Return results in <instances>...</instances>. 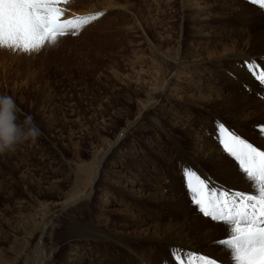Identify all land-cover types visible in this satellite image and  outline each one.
<instances>
[{
    "label": "rangeland",
    "instance_id": "374dc122",
    "mask_svg": "<svg viewBox=\"0 0 264 264\" xmlns=\"http://www.w3.org/2000/svg\"><path fill=\"white\" fill-rule=\"evenodd\" d=\"M195 2L68 0L64 18L96 17L77 35L31 54L0 49V93L12 95L20 115H31L41 131L34 143L0 156V264H116L106 235L95 234L110 214L115 218L112 209L129 210L138 194L112 188L129 182L139 193L158 189L155 198L178 196L171 185L181 178L174 141L184 134L175 114L205 130L223 108L206 97L224 57L208 56L206 8L191 17L187 3ZM180 101L187 114L178 110ZM182 145L195 154L197 144ZM58 172L64 183L51 179ZM85 175L95 178L98 189L88 182L82 201L52 210L78 191ZM166 179L165 188L151 185ZM122 222L116 231L133 230ZM166 222L167 231L178 226L176 218ZM69 225L75 235L67 234ZM183 241L190 248L203 245L196 236Z\"/></svg>",
    "mask_w": 264,
    "mask_h": 264
},
{
    "label": "bare ground",
    "instance_id": "6f19581e",
    "mask_svg": "<svg viewBox=\"0 0 264 264\" xmlns=\"http://www.w3.org/2000/svg\"><path fill=\"white\" fill-rule=\"evenodd\" d=\"M187 5L192 6H188L191 9V17L195 9L206 8L205 42L208 45V56L212 58L224 57V61L218 66V74L212 73V87L208 89L211 94L206 97L212 96L213 100L219 101L223 108L221 116L213 117L211 124L205 130L191 127L189 123L179 119L180 114H175V126H178L177 129L184 134L185 138L180 137L174 141L177 165L178 161L191 163L205 179L217 187L226 186L230 189L250 191V185L247 182L235 176L227 175L224 162L215 159L216 149L219 145L215 139L214 122L220 120L226 128L235 131L253 146L264 151V142L259 140V137L264 136V133H260L256 127L264 125V99L261 98L264 96V87L260 86L243 67L246 59H255L258 64L264 67V60L261 59L264 56V17L252 12L250 6L243 0H196L195 3H187ZM186 54L188 53L181 55ZM158 100L160 99H157L156 103ZM176 106L182 113H188L181 101ZM184 141L197 144L194 155L190 156L185 150L182 145ZM200 149L202 155L197 153ZM178 167L181 172V167L179 165ZM59 176L61 175L58 172V175H54L51 179L64 183V178L60 179ZM88 182H91L93 190L94 188L98 189L95 178L85 175L79 181L78 191L63 197V201L54 203L52 210L59 205L63 208H71L72 205L82 201L87 196L85 186ZM92 182L95 184L93 185ZM43 184L44 182L40 181L37 183L40 188ZM117 185L112 188L116 193L120 190L122 194L134 192L138 195L132 198V201L123 200L122 197L120 201H128L126 206L129 207V210L120 209L117 207V205L121 206L120 202H116L113 206L117 208L111 211L115 214V218L111 217L112 214H110L109 224L106 225V223L104 229L100 231L98 229L101 227H97L98 231L95 235L98 234L101 237L106 235V239L115 249L116 255L112 260L113 262L119 264L120 259L118 258L125 256L123 257L124 262L120 264H135L136 261L138 264L141 262L143 264H164L165 261L168 264H175L170 256V249L175 247L212 256L218 259L220 264H231L230 252L213 243L215 240L226 238V227L222 223L209 220V223H214L216 226L212 229H206L201 220L208 218L193 215L194 206L190 204L187 191L182 183V176L177 183H171V185H175V191L178 193L174 199L153 197L158 191L154 188L150 192L139 193V190H134L129 182H122ZM151 185L165 188L167 187V179L152 181ZM164 207L166 208L163 213ZM116 218L123 219V222ZM168 218L177 219L178 226L175 229L166 230ZM38 220L41 227L44 215L43 217L41 215ZM118 222H122L124 226H127L126 228L130 227L133 230L116 231L115 226L118 225ZM74 230L75 228L71 225L66 229L67 234L75 235ZM81 235L80 237H85ZM59 236L64 240L66 235L63 231ZM173 236L182 237V241H173ZM192 236L201 239L203 245L196 248L186 246L183 240ZM70 238H72L71 235ZM66 240L70 242L68 237ZM145 245H150V247Z\"/></svg>",
    "mask_w": 264,
    "mask_h": 264
},
{
    "label": "snow or ice",
    "instance_id": "6c2138e0",
    "mask_svg": "<svg viewBox=\"0 0 264 264\" xmlns=\"http://www.w3.org/2000/svg\"><path fill=\"white\" fill-rule=\"evenodd\" d=\"M67 3L68 0H0V49L24 54L39 52L44 47L55 46L60 37L69 33L77 35L83 25L96 18H64ZM246 3L252 12L264 17V0H246ZM243 67L264 87V67L255 59H246ZM214 127L219 145L215 159L224 162L227 175L244 180L251 190L217 187L191 163L178 161L183 186L194 206L193 215L208 218L201 220L206 229L216 226L209 220L226 227V238L213 243L230 252L231 264H264V151L226 128L220 120L214 122ZM256 127L264 133V125ZM170 256L175 264H220L212 256L175 247L170 249Z\"/></svg>",
    "mask_w": 264,
    "mask_h": 264
},
{
    "label": "clouds",
    "instance_id": "9594fccd",
    "mask_svg": "<svg viewBox=\"0 0 264 264\" xmlns=\"http://www.w3.org/2000/svg\"><path fill=\"white\" fill-rule=\"evenodd\" d=\"M40 135L31 115H20L13 96L0 93V156L14 152L22 143H34Z\"/></svg>",
    "mask_w": 264,
    "mask_h": 264
}]
</instances>
